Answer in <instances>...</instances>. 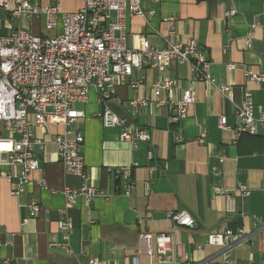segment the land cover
Masks as SVG:
<instances>
[{
  "label": "crops",
  "instance_id": "0c3cea01",
  "mask_svg": "<svg viewBox=\"0 0 264 264\" xmlns=\"http://www.w3.org/2000/svg\"><path fill=\"white\" fill-rule=\"evenodd\" d=\"M29 1L42 7L59 4L65 12L83 6L81 0ZM263 4L264 0H142V9L153 14L148 20L128 18L127 46L138 50L144 41L158 48L167 42L196 41L211 62L209 73L216 85L197 81L189 65L175 61L164 72L135 70L130 80L139 85H117L108 104L127 122L149 131L150 145L135 147L120 141L119 128L102 126L97 117L102 105L90 90L87 102L77 106L85 118L68 130L84 137L85 170L103 194L92 200L78 197L69 204L63 190L80 189V178L65 173L54 145L36 147L39 168L21 194L12 195L10 184L0 180V264L5 259L14 264H86L92 259L107 264H223L222 251L208 245L207 236L228 230L236 236L227 264H264V122L256 126L255 135L237 137L235 132L239 123L235 112L246 92L255 115L264 116V82L247 78V72L264 73ZM230 11L234 14L228 15ZM108 16L112 21L113 13ZM0 27L2 35L21 28L53 38L61 31L60 25L47 31L44 16L13 19L2 11ZM161 77L174 82V100L180 101L188 87L195 90L194 103L178 122L172 119L171 105L154 102L152 85ZM217 85L229 86L231 94L222 95ZM137 100L147 105L131 108ZM220 117L227 118V128H219ZM50 127L60 135L65 131L55 120ZM33 133L43 136L36 127ZM149 149L155 154L152 162L147 161ZM127 167L132 173L130 189L116 177ZM238 186H246L248 193H236ZM215 188L229 192L234 212L227 211L225 196ZM32 203L39 206L35 214ZM182 210L192 214L197 226L179 227L168 220V212ZM64 220L72 227L65 241L60 231ZM240 229L243 235L238 234ZM142 231L169 234L173 261L160 263L156 255L145 254L139 240Z\"/></svg>",
  "mask_w": 264,
  "mask_h": 264
},
{
  "label": "built area",
  "instance_id": "2783aa9c",
  "mask_svg": "<svg viewBox=\"0 0 264 264\" xmlns=\"http://www.w3.org/2000/svg\"><path fill=\"white\" fill-rule=\"evenodd\" d=\"M83 6L75 12H65L59 4L42 7L28 0H0V11L13 19L44 16L45 29L57 30L60 34L53 38L36 35L21 28L14 29L9 35H2L0 27V180H6L12 195L23 192L25 185L31 182V174L39 168V160L34 149L45 150L48 144L57 149L59 161L66 174L80 178L78 190H63L69 204L78 197L92 200L102 195L95 188L85 170L83 155L84 137L68 127L81 118L84 110L79 104L88 100L90 90H94L102 105L97 114L104 128H119V139L133 147L138 144L150 145V133L118 116L108 106L116 94L117 85H129L136 88L140 81H131L135 70L157 69L164 72L171 61L190 66L197 81L216 85L215 78L209 73L211 62L204 56L198 43L167 42L163 48L153 47L144 41L138 50L127 46V20L129 17H142L148 20L153 11L143 10L142 0H81ZM264 9V4H263ZM113 13L111 21L108 14ZM234 14L230 11L228 15ZM252 28H255L253 26ZM264 32V27H263ZM173 34V31L170 32ZM264 36V35H263ZM252 32L246 38L250 46ZM234 68V65H230ZM248 80L261 84L264 73L247 72ZM174 82L161 77L152 85L156 105H171L173 121L185 118L195 101V90L188 87L182 98L173 99ZM224 96L231 94V88L217 85ZM164 94L166 98L161 100ZM243 102L238 106L235 117L239 120L236 136L256 134V126L264 122V116L255 115V106L251 94L246 92ZM146 106L144 100L133 101L131 108ZM55 120L64 127L61 135L51 131L50 121ZM220 129L228 127L227 118L220 117ZM39 128L43 136L36 138L33 128ZM71 136V137H69ZM205 134H202L200 142ZM147 161L152 162L155 154L147 152ZM131 167L122 168L116 177L125 187H132ZM45 186V185H44ZM214 191L225 196L227 211H235V202L228 191L215 188ZM238 194H247L246 186H238ZM127 196L129 192L125 193ZM32 214L39 210L36 203L30 206ZM174 225L194 228L196 221L187 210L171 211L167 215ZM27 221H23L25 224ZM68 220L60 223L64 241L71 233ZM239 235L244 231L240 229ZM232 231L222 234L210 233L207 243L219 248L223 264L230 261L235 237ZM139 240L145 246V254L157 256L160 263L173 261V241L169 234H153L148 231L139 233ZM3 264H14L5 259ZM86 264H107L100 259L89 260Z\"/></svg>",
  "mask_w": 264,
  "mask_h": 264
}]
</instances>
